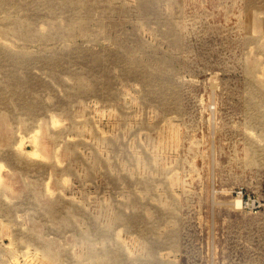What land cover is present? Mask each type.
Returning <instances> with one entry per match:
<instances>
[{"label":"rangeland","instance_id":"1","mask_svg":"<svg viewBox=\"0 0 264 264\" xmlns=\"http://www.w3.org/2000/svg\"><path fill=\"white\" fill-rule=\"evenodd\" d=\"M0 264H264V0H0Z\"/></svg>","mask_w":264,"mask_h":264},{"label":"bare ground","instance_id":"2","mask_svg":"<svg viewBox=\"0 0 264 264\" xmlns=\"http://www.w3.org/2000/svg\"><path fill=\"white\" fill-rule=\"evenodd\" d=\"M240 200V199H239ZM239 200H237L239 202ZM240 204V203H239Z\"/></svg>","mask_w":264,"mask_h":264}]
</instances>
